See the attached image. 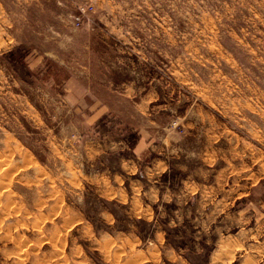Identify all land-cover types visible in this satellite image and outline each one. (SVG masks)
Wrapping results in <instances>:
<instances>
[{
  "label": "rangeland",
  "instance_id": "1",
  "mask_svg": "<svg viewBox=\"0 0 264 264\" xmlns=\"http://www.w3.org/2000/svg\"><path fill=\"white\" fill-rule=\"evenodd\" d=\"M190 263L264 264V0H0V264Z\"/></svg>",
  "mask_w": 264,
  "mask_h": 264
},
{
  "label": "built area",
  "instance_id": "2",
  "mask_svg": "<svg viewBox=\"0 0 264 264\" xmlns=\"http://www.w3.org/2000/svg\"><path fill=\"white\" fill-rule=\"evenodd\" d=\"M89 9H92V8L86 7V6L79 8L78 14L74 17V23H75L76 27H80L83 24V22L85 20V16L88 13Z\"/></svg>",
  "mask_w": 264,
  "mask_h": 264
},
{
  "label": "crops",
  "instance_id": "3",
  "mask_svg": "<svg viewBox=\"0 0 264 264\" xmlns=\"http://www.w3.org/2000/svg\"><path fill=\"white\" fill-rule=\"evenodd\" d=\"M168 243H171L170 239H168ZM175 247H178V246H175ZM207 252H209V253H208V256H210V252H211V250L208 249ZM190 264H191V263H190Z\"/></svg>",
  "mask_w": 264,
  "mask_h": 264
}]
</instances>
